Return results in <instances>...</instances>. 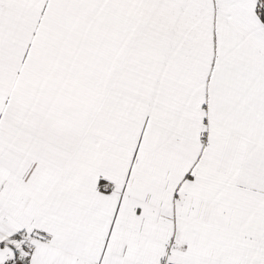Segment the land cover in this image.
Masks as SVG:
<instances>
[{
  "label": "snow or ice",
  "instance_id": "snow-or-ice-1",
  "mask_svg": "<svg viewBox=\"0 0 264 264\" xmlns=\"http://www.w3.org/2000/svg\"><path fill=\"white\" fill-rule=\"evenodd\" d=\"M0 264H264V0H0Z\"/></svg>",
  "mask_w": 264,
  "mask_h": 264
}]
</instances>
